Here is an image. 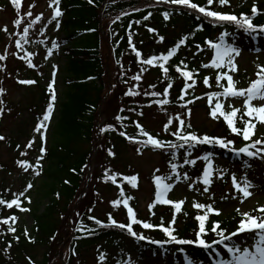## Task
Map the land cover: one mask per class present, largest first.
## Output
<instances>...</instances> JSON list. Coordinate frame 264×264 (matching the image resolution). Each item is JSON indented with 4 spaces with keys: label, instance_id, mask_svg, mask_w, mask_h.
<instances>
[{
    "label": "trees",
    "instance_id": "1",
    "mask_svg": "<svg viewBox=\"0 0 264 264\" xmlns=\"http://www.w3.org/2000/svg\"><path fill=\"white\" fill-rule=\"evenodd\" d=\"M28 1H30V4L26 6L25 3ZM248 1L246 0V2ZM192 2L200 6L209 7L210 10L219 11V5L217 7L208 6L206 0H192ZM33 4H37L35 0H21V8L17 12L14 5L11 4V0H0L1 13L11 16L13 23L15 19H21V25L18 27L14 26V28L0 24V55L6 56L5 60L0 61V89L4 90L3 94L0 95V100L3 101L2 106L5 109L3 114L0 115V135L6 138L3 132L5 131L4 126L8 121L7 118L15 117L16 113L14 111L17 109V105L9 100L8 89L3 84L4 78L12 77L15 81V86L29 90L32 93L33 98L29 102V110L32 114V123L35 125L41 120L43 112L46 110L49 100L47 84L53 81L57 100L53 114L48 122L49 126L45 130L47 131L48 140L44 144L46 152L40 161L41 181L40 186L34 191L36 200L32 202L30 195L33 186L26 193L31 203L23 197L20 198L21 207H26L30 209L29 211H19L15 206L12 209L0 206V219L11 215L18 217L17 222L13 225L16 228L15 233L8 232V226L0 224V264H29V257L34 261V264H85L83 256H88L90 250H94L95 264H100L97 258L101 253L105 254L106 257L104 264H121L129 250H134L137 254H143L148 250L151 254L171 255L173 258H177L179 254H199V248H195V246L164 243L167 238L158 228L145 230L140 226L134 225V230L146 237L142 241L135 240L127 235L126 232H122L115 227L102 228L96 225L89 217H95L107 224L108 216L107 219L106 217L97 216L91 201L88 202L87 199L78 208L77 214L79 215H76L71 222L72 228L70 226L66 236L60 234L59 228L62 226V221L66 220V215L75 203L74 199L81 190L85 179V169L87 168L85 166H88L90 150L84 151L82 150L83 146L80 145H89L92 141L96 115L100 107L98 105L102 100L101 92L104 86L109 85L116 78L119 82L115 79V83L112 85L114 88L111 90L113 94L118 91L117 83H121L119 87L127 86L126 88H129V85L136 87V89H132L143 97H141L142 100H139V95H125L128 91L124 92L123 95H119L120 100L128 101L124 102L125 104H120L117 107L119 110L116 109V113L127 117V119L118 121L120 125H123L117 126L118 133L115 130H110L105 131L102 136V140L115 149L114 152L117 157V147L127 148L128 146L134 148L127 139L120 136V132L123 131L128 136H136L137 139H144V137L137 135L139 130L136 132L133 129L134 126L132 127V125H134L135 120L130 117L129 110L132 111L131 113L137 114L138 111L140 113L144 105L159 106L155 101L165 98L169 101L168 104L164 105L165 107L188 108L193 106L191 103L192 105L187 104V107H183L188 100H192L195 103L202 101L209 93H212L211 90L214 91L212 89V84L214 83L209 79L210 90L198 96H196L195 92V90L203 86L205 76L211 78L214 74V71L201 67L206 51L204 40L210 39V36L214 34L224 31L230 32L235 29L238 30V28L229 24H214L211 20L203 19L201 14L194 10L184 6L172 5L164 2V0H93L91 4L88 0H61L59 7L62 11V16L58 18V36L60 39L58 37V39L49 40L50 30L46 31L47 29H44L46 36H44L39 45L41 51L46 52L45 57H49L52 61L56 59L57 62L63 61L62 65L60 63L55 64L56 74L53 77L54 64H51L50 68L47 69L43 67V64L33 68L27 66L24 59L25 53L30 54V59L34 64L32 44L30 43L29 45V33L26 37L27 42L21 41V49H18L15 45V41L23 34V28L27 27L26 24L23 25V21L29 17L27 13L31 11L33 14L34 12L35 6L30 8ZM253 5L258 10L255 16H252L251 12ZM263 8L264 1L255 4H243L239 8L231 7L230 10L225 12L234 14L237 18L241 15L249 16L252 23L259 28V26H264ZM225 9L229 8L226 7ZM165 12L169 14L167 20L164 19L163 14ZM220 12L223 13V11ZM149 13H151L149 19L144 20L143 17L149 15ZM175 23H181L182 29L173 37H170L166 29L171 28ZM5 26L7 27V32L3 31ZM148 28H152L155 31L149 32ZM129 36H131L135 48L141 52V60L150 58L153 55L166 54L181 38L187 37V39L185 44L165 64V67H169L166 79L158 64L157 66L141 65L128 44ZM160 37L164 39L161 41ZM53 42L57 45L55 48H53ZM197 45H200V48H197ZM49 50H51L50 55ZM181 61L187 65L186 70L193 71V78L196 80V85L188 90L189 94L185 95L184 100H180L179 97L185 81L175 70L176 66L183 68ZM10 67L12 68L11 71H9ZM142 67H146L147 71H144L141 77L154 76L155 81L148 84L134 85L128 79L135 75H140ZM37 68H39L38 73L34 71ZM90 77L91 79H89ZM19 80H33L36 83L23 85L18 82ZM43 80H46V83H43ZM169 83L172 84V87L168 89V96L164 97L162 95L163 90ZM188 83H191V81L189 80ZM151 85H155V87H151ZM219 89L217 88V90ZM152 92L161 93V95L144 94ZM196 97H200V99H196ZM121 109L123 111H120ZM245 120V116H242L240 111L236 118L237 126L243 128ZM218 123L223 125L222 120H219ZM185 131H188V128ZM236 138H239V136L232 133L227 135L228 140ZM7 140H9V137H7ZM238 140L240 141V139ZM3 141H6V139ZM178 142L174 141V143ZM41 143V140H38L37 150L40 149ZM9 146L15 151L20 147L17 142L14 143L11 140ZM209 146L198 145L193 149H178L174 158L171 156V150L164 151L146 147L144 151L161 154L168 167H170V162H174L178 165V171L184 174L186 171L191 172L200 181V169L194 167V164H185L184 156L188 155L190 160L196 161L198 159L203 161L199 157L209 153L215 154L217 152L218 155H222V152L217 151L215 146ZM231 157L229 158L227 155L226 162L232 168L251 169V173L256 167L255 158H249L241 154ZM25 161L30 164L31 160ZM2 163L0 162V179H4L7 173V166ZM30 170L32 169L30 168L28 171ZM112 171V168L109 169L110 174H118ZM104 172L108 171L105 170ZM22 179L26 185L29 182L33 184L34 181L28 176H22ZM218 180L224 184L226 178L221 177ZM65 181H68V183H65ZM2 182L0 180V198L10 201L13 199L10 194L11 190L6 189ZM250 182L254 184L253 181ZM107 185H111L110 188H113L116 183L109 179L107 180ZM126 186L130 185L125 181L118 183L116 199L120 198L119 192L121 188L124 189L125 196H130L125 190ZM22 191L24 189H21L20 192ZM57 194H59V197ZM134 205L135 200H130L129 206L135 209ZM119 207L124 210L122 204ZM158 208L159 206L155 205L151 210L154 215L149 211L147 219L137 218L153 225H160L161 220H165L159 217L155 218V211ZM124 213H126L125 210ZM24 214L28 215L32 221V225L27 231L35 241L34 243H30L28 238L25 237V228L20 225ZM106 214L109 215L110 213ZM197 214H203V212L182 210L180 213L183 221L180 227L181 231L177 230L174 232L178 239L195 240L198 221L194 217ZM111 215L113 216L114 214L111 213ZM113 219L117 221L114 216ZM239 220L240 218L237 216L231 220V218L220 219L218 215L210 214L209 220L206 222V228L210 230L212 221H218L220 222V228L227 233L236 227ZM177 221L178 216L175 220L176 224ZM117 222L127 224L128 220L124 218V221L120 220ZM81 224L87 229H94V232L77 231V227ZM14 236H19V241L15 240ZM52 237H55V239H52ZM204 238L205 240L206 238L217 239L218 236L208 231ZM150 240L162 243H149ZM9 244H11L10 248H8ZM6 248L8 249L7 252H5ZM63 252L64 255H62ZM73 252L76 254L73 255Z\"/></svg>",
    "mask_w": 264,
    "mask_h": 264
},
{
    "label": "rangeland",
    "instance_id": "2",
    "mask_svg": "<svg viewBox=\"0 0 264 264\" xmlns=\"http://www.w3.org/2000/svg\"><path fill=\"white\" fill-rule=\"evenodd\" d=\"M35 1L37 4L35 5L33 14L23 21V25L26 24L28 26L29 22L33 20L36 15L42 14V19L39 22L33 24L28 31L30 34L29 45L30 43L32 44L31 48L34 65L38 66L43 64V67L46 69L50 68L51 64L55 65L60 63L62 65L63 61L57 62V59L52 61L49 57H45L46 52L41 51L39 48L41 41L44 39V36H46V31L52 30L56 26V21L49 23L54 5L53 7H49V0ZM262 1L264 0H249L248 2H246V0H229L228 4L220 6L218 0H214L213 6L217 7V5H219V11H227L230 10L231 7L239 8L243 4H255ZM25 4L28 6L30 1L26 2ZM226 7L229 9H225ZM0 24L14 28L12 17L1 12ZM44 29L47 30L44 32ZM181 29V23H175L174 26L166 30L168 31L169 36L173 37L176 33H179ZM49 34V40H53L58 36L57 30H53ZM225 42L230 43L233 47L239 49V55L235 57L237 70L235 72H230V74L233 76L234 81L237 82L235 87L237 89H244L247 84L246 81H244L245 78L247 77V80H253L256 77L258 66H264V33H246L234 31L225 37ZM11 69L12 68L10 67L9 71H11ZM34 71L38 73L39 68L35 69ZM225 71H228V69L225 68ZM139 74L141 75V73ZM141 78L142 79L139 82L132 78L128 80L134 85L148 84L155 81L154 76H142ZM115 79L110 82L109 85H105L103 91L101 92L102 100L98 105L100 107L98 108V113L96 115V123L92 133V141L89 143V145H80L83 146L82 150H90V154L88 156V166L85 169V179L82 188L74 199L75 203L69 209V212L66 215V220L62 221V226L59 228L61 235H67L66 232L70 230L71 222L77 215L78 208L83 205L86 199L88 202L91 201V205L94 207L97 216H101L102 218L106 217L107 219L108 215L106 213H113V216L117 221H124V218H127V213H124V210L120 209V207L114 209L111 204V202L117 197L116 187L118 186V183L123 181V176H138L137 188L133 189L131 186H126L125 190H127V193L135 200L134 212L136 213L137 217L147 219L146 217L149 215V204L154 202L152 178L154 174L161 176L169 174L170 167L166 165L165 160L160 155L144 151V149L142 153L138 155L135 149L139 147V145L135 143H131L134 148H130L128 146L127 148L117 147V157L116 155L114 157L108 156L107 150L113 149L112 151L114 152L115 149L112 148L109 143H105V141L102 140L104 132H101V129L111 125L115 132L118 133L117 126L121 125L120 122L118 123V121L115 119L117 116L116 109L120 104L128 101L120 100L119 95H123V93L129 91L130 88L136 89V87L132 85H129V88H126L127 86L119 87L121 86V83H117L118 91L113 94L111 90L114 88L112 85L115 83ZM116 81L119 82L117 79ZM14 82L15 81L12 77H6V79L4 78L3 80L5 88L8 89L7 94L9 100L17 105V109L14 111L16 113L15 117H6L8 121L4 126L5 131L3 132V134L6 135V141L0 142V162H3L2 164L7 166V173L4 176L5 180H0L4 182H2V184L4 187H6V189L11 190L10 194L13 196L14 193L18 194L21 189H25L26 183L23 182L22 176H28L31 180H34V187L30 191L32 202H34L36 200V194L34 191L40 186V175H34L32 170L24 171L18 166L17 161H33L34 157L35 160L31 164H36L37 157L40 156L38 152L39 149H36L40 136L39 133L34 131L36 126L32 123V114L29 110V102H31L33 95L29 90L15 86ZM42 82H45V80ZM225 83L227 84V81H225ZM207 90L209 89L202 86L201 88L195 90V92L197 91L196 93L203 94ZM141 97L142 96L139 95L138 99L142 100ZM220 99L223 103L224 111H231L229 105L237 109L243 108V97H229L227 100L221 97ZM261 103H264V101H261L260 99L252 101L254 106H259ZM214 104L215 100L213 101L212 105H209L208 99H202V101L194 103L192 107H188L191 109L190 116L187 115L188 108H168L164 105H159L161 107L144 105L140 113L139 111L137 114L131 113L132 111L130 110L128 113L130 114V117H133V120H135L132 127L134 126L133 129H135L136 132L138 129L136 128L135 124L139 123L145 129V131L153 135L155 138H161L163 140L176 138H173L171 131H174L177 127H179V117L184 119L186 124L190 123L191 128H188V131L195 132L198 136L209 135L210 137L223 138L226 136L227 139V135H229L231 132L228 130L224 119L221 118L223 125H219L218 119H213L210 115L211 108L214 107ZM244 111L245 110H243V112ZM217 115L220 116L219 113ZM254 118L255 117H253V119ZM169 120H172V124L169 125L170 131L165 132L163 130V126ZM254 123L256 127L253 130V135L248 141H244L241 135L239 137L241 143L250 144L257 139H264V123H260L256 119H254ZM7 137H9V140H7ZM45 139L48 140L47 134H45ZM10 140L14 143L17 142L20 145L18 150L15 151L9 146ZM29 141H33L31 148L26 147ZM256 147L262 148L264 145H256ZM250 150L255 151V149ZM22 153L25 154L22 155ZM261 157H264V153H262L260 156H257L259 163L252 170V174L250 173L251 169L237 170L236 168H232L228 162H226L225 156L211 157L214 164L213 170L216 172V170L219 169L221 172H223L222 177H226L224 184H222L220 180H216L214 178L215 180L213 181V184L209 185V191L205 193L203 191L204 185L202 182L200 183L197 180V177H194V174H188L189 179L187 181H185L182 176L179 182H176L174 178L173 180L167 182L173 183L174 186L169 191L166 198L171 199L174 202L184 200L185 203L182 206L190 209V211H201L194 209L192 206L193 203L197 201L198 203H203L205 205L212 204L214 208L220 210V214L218 215L220 219L229 218L234 215L241 216V213H250L251 211L258 212L256 210L261 206H264V183H262V181H264V158ZM111 168L113 169L112 172L118 173L116 175V185L113 186V188H110L111 185H107L104 172L105 170L109 172V169ZM156 169H159V172H155ZM242 171H245L248 178L254 181V186L250 189L252 195L243 199V202L239 201L237 196L240 194L232 187L231 182L233 176H235L236 179L240 181L241 176H243ZM217 176L218 174L216 172V177ZM189 184L192 185L191 189L188 187ZM233 196L237 198H234ZM237 209L239 211H237ZM125 211L127 212V210ZM155 212V218L159 217L164 219L165 221H163V223H165V226H168L169 222L173 218L172 210L160 206ZM257 215H260V213ZM177 216L178 221L177 224H174V229H176L175 231H181L180 227L182 226L183 221L180 217V214ZM20 225L27 230L29 227H31L32 221L28 215H23ZM197 230L198 226L196 228V231ZM245 237H248L245 246L251 245L253 241L251 239V234L249 233H240L238 237H233L232 241H244ZM227 243L231 242L227 241ZM222 251L224 252L223 248ZM93 252L94 250H90L88 256H83L85 264H95V255ZM223 252L220 251L219 260H221V257L224 256ZM62 255H64V252ZM125 261H127V264H171L169 260H161L159 256L153 255L149 251H146L143 254H137L134 250H129V253L121 264H124ZM212 263H216V261H213Z\"/></svg>",
    "mask_w": 264,
    "mask_h": 264
},
{
    "label": "snow or ice",
    "instance_id": "3",
    "mask_svg": "<svg viewBox=\"0 0 264 264\" xmlns=\"http://www.w3.org/2000/svg\"><path fill=\"white\" fill-rule=\"evenodd\" d=\"M61 0H49V7H55L53 8L51 19L49 20V23L52 21H56V27H59V21L57 18L62 16V11L59 7ZM88 2L91 4L93 3V0H88ZM166 3H171L172 5H179L184 6L188 9L194 10L195 12L201 14V17L205 20H211L214 24L217 25H224L229 24L233 25L238 29H242L246 33H255L257 31L264 33V26H255L252 23L251 17L246 15H241L239 18H237L234 14H226L222 13L220 11L216 10H210L209 7L200 6L197 3L192 2V0H164ZM206 3L208 6H211L214 4V0H206ZM218 3L220 6H224L229 3V0H218ZM11 4L14 5L17 12H19L21 8V0H11ZM35 5H31V7H34ZM252 16L257 15V7L253 5L252 9ZM28 16L32 15V12L29 11L27 13ZM149 15H146L143 17L144 20L149 19ZM164 19L167 20L169 18V14L165 12ZM42 19V14H38L35 16L33 20H31L27 27L23 28V34L20 36L19 39L15 41V45L18 49L22 48L21 41H26V37L28 35L29 28L32 27L33 24L39 22ZM139 23V21H137ZM21 25V19L17 18L14 20V26H20ZM3 31L7 32V27L3 29ZM149 32H154L155 30L152 28H148ZM229 33L227 31H224L222 34L219 35L218 41L213 42L211 39L205 40V44L207 45L208 49L214 50V55L211 58L210 63L202 64L201 67L203 68H213L217 70L225 69L227 68L228 71H218L215 80H216V87L221 88L222 91L219 92H212L209 93L207 96L209 105L213 104V101L215 100L214 107L211 108L210 115L213 119H218V113L220 116L223 117L224 121L227 124L228 129L230 132L234 135L241 136L244 141H248L250 137L253 135V130L256 127L255 123L252 122V118L255 117L257 121L260 123H264V103H261L259 106H254L252 104V101L256 99H260L261 101H264V66H258V71L256 73L257 79L252 81L250 83V86L247 89H237L235 87V84L237 83L234 81L233 76L230 74V72H235L237 70V65L235 63V57L239 55V49L236 47H233L230 43L225 42V37L228 36ZM164 38L160 37V40L162 41ZM187 37L181 38L178 43L171 47L166 54H161L159 56L153 55L150 58H145L141 60V52L138 51L135 46L133 45L132 38L129 36L128 38V44L132 48V51L135 53V56L137 60L141 63L143 66H159V68L163 71V74L165 78L167 79L168 73H169V67H165V64L172 58L177 50L185 44ZM57 45L55 42H53V48H55ZM197 48H200V45L196 46ZM51 54V50H49V55ZM6 59L5 55H0V61H3ZM25 62L29 68L35 67L32 60L30 59V54L25 53L24 56ZM181 65H183V68L181 66H176L175 70L184 78V85L181 90V95L179 97L180 100H184L185 95L188 93V90L193 88L196 85V80L193 78L194 73L193 71L186 70L187 65L181 61ZM54 71L52 73L53 77L55 76V65L53 66ZM147 71L146 67H142L141 74ZM91 79V77L89 78ZM135 81L139 82L141 80V75H135L132 77ZM209 77L205 76L203 79V83L206 87H211L209 84ZM191 81V83H188V81ZM227 81V84L224 85L221 83V81ZM20 84L23 85H32L36 83V81L33 80H19ZM54 81L52 83L47 84V90L49 93V100L47 103L46 110L43 112L41 120L37 123L34 131L36 133H39L40 140H41V147L39 149L40 156L37 157L36 164L31 165L27 161L18 160L17 164L18 166L23 169L24 171H28L30 168L32 169L34 175H40V161L43 159L44 154L46 152V148L44 147L43 142L45 141V134L44 131L48 128V122L50 121V118L53 114L55 102L57 100V93L56 90L53 87ZM151 87H155V85H151ZM172 87V84L169 83L167 87L163 90L162 95L164 97L168 96V89ZM4 92L3 89H0V95H2ZM145 95H152L157 96L161 95V93L152 92V93H144ZM125 95L128 96H136L140 95V93L136 92L134 89H130L128 92L125 93ZM221 97H223L225 100H227L229 97L233 98H239L243 97V109L245 110L242 115L249 117L248 120L244 121L243 128H240L236 124V118L237 114L241 111L240 109L234 108L231 105L229 107L231 108V111H224L223 110V103L221 101ZM196 99H200V97H196ZM155 103L159 105H166L169 103L168 99H160L155 101ZM193 103L192 100H188L183 107H187V104ZM3 105V101L0 100V115L3 114L5 111ZM123 111V109H121ZM142 114V113H141ZM187 115H191V109H187ZM117 121H123L127 119V117H123L120 115H117L115 117ZM179 127H177L174 131H171V135L175 136L178 143H174L171 141H163L161 139L155 138L153 135L145 131V129L139 124L136 123L135 126L139 130L138 136L144 137L145 139H137L136 136H128L125 132H120V136L127 139L130 143H135L139 145V147L136 148L137 154H141L143 149L146 147H151L153 149H160L164 151L171 150V156L174 158L176 154V150L178 149H193L198 145H213V146H219L221 149H227L229 151H233V149L230 147L234 144L233 140H228L226 138H217V137H210L208 135L198 136L195 132L191 131H185L186 128H191L190 123H185L184 119L179 118ZM172 124V120H169L164 126L163 130L165 132H169V125ZM123 126V125H121ZM114 130L111 125H108L106 128H102L101 132ZM6 138L2 135H0V141L5 140ZM33 145V141H29V143L26 145V147L31 148ZM256 145H264V139H257L253 141L250 144H247L246 146L240 147L238 150H235V154H244L245 156L249 158L260 156L262 153H264V147L257 148ZM250 149H255V151H252ZM25 153H22L24 155ZM107 154L110 157H114L115 153L111 150H107ZM211 153L204 155L203 157H199L200 159H203L204 161V167L201 177V182L204 185L203 191L207 193L209 191V185L212 183L211 177L213 176V161L210 158ZM264 158V157H261ZM184 163L185 164H195V160L188 159V155L184 156ZM87 167V166H85ZM178 165L174 162H170V175L167 176H161V175H155L153 176V182L155 185V199L154 202L149 204V211L151 213L152 208L159 204V205H171L173 211V218L169 222L168 226L163 225V220H161L160 225H153L150 222L141 221L137 218L136 213L134 212L133 208L129 206V201L133 199L131 196H125L124 189L121 188L119 192V199L113 200L111 202L112 207L114 209L118 208L121 204L123 208L127 210V220L128 223H118L115 221L111 215V213L108 215V222L107 224L103 223L99 219H96L95 217H89V219L93 220L96 225L104 228V227H115L120 229L122 232H126L127 235L130 237H133L137 241L145 240L146 237L143 235L138 234L134 230V225H139L142 229L148 230V229H154L158 228L159 231H161L164 236L167 238L164 243L169 244H175V245H188V246H195L204 250L211 249L213 252H216V249L213 248V244L216 245H222L223 248L226 250V254L230 255V260H218L216 261V264H264V206H261L256 211L260 213L258 216H253L250 213H241L242 219L238 223V228L233 231L230 234H225V230L220 228V222L218 221H212L211 229L206 228V222L209 220L210 214H220V210L213 207L212 204L205 205L203 203L194 202L193 208L197 210H201L203 214H197L194 219L198 221V230L195 231V240L190 239H183V238H177V235L174 234L175 229L173 225L175 224V220L178 214L182 212V205L185 203L184 200H181L179 202H174L171 199L166 198L169 191L173 188V183H167L165 181L174 180L176 182H179L181 180V175L177 171ZM75 171V169H73ZM226 171V170H225ZM155 172H159V169H156ZM218 176L217 178H220L223 176V172H221L219 169L216 170ZM116 175L117 174H110V172L105 173V180H111L113 183H116ZM183 179L187 181L189 179L187 173L184 174ZM123 181L127 182L128 185L131 186V188L135 189L137 188V182H138V176L137 175H131V176H123ZM232 187L240 194L241 202H243V199L248 198L252 195L250 189L253 187L250 181H248L246 178H242L240 181L236 179L235 176L231 179ZM65 183H68V181H65ZM33 187V184L29 182L24 191L20 192L19 194H13V199L6 200L3 198H0V206H4L7 209H12L14 206L15 208L19 209L22 212H27L30 209L26 207H21V197H23L25 200H28L29 203H31V200L29 197L26 196V193L28 190H30ZM188 187L191 189L192 185L189 184ZM59 197V194H57ZM235 198V197H234ZM91 211V209H90ZM237 211H239L237 209ZM154 215V213H151ZM186 215V213H184ZM79 215V214H77ZM18 217L15 215H11L7 218L0 219V224L7 225V231L10 233H15L16 228L13 226L15 222H17ZM77 231H86L88 233L94 232V229H87L84 227L83 224L79 225L77 227ZM208 231H211V233L215 234L219 237V239L213 240L211 243L206 242L205 236L207 235ZM240 233H249L251 234V239L253 243L251 245L245 246V243L248 239V237L244 238V241L236 242L232 241L233 237H238ZM25 237L28 238L30 243H34L35 241L33 238L29 235L27 229H25L24 232ZM14 239L19 241V236H14ZM52 239H55V237H52ZM225 241H230L231 243H225ZM149 243H156L161 244L160 241H154L150 240ZM11 247V244L8 245V248ZM7 248L5 249V252H7ZM76 253L73 252V255ZM219 255V253H216ZM98 261L100 264H104L106 257L105 254L101 253L98 256ZM29 264H34V261L31 260V258H28ZM124 264H127V261L124 262ZM185 264H194V262L188 257H185Z\"/></svg>",
    "mask_w": 264,
    "mask_h": 264
}]
</instances>
